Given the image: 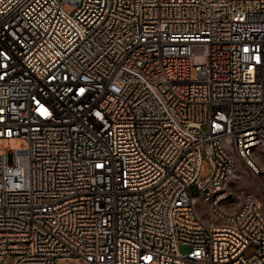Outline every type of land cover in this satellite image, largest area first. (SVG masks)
Wrapping results in <instances>:
<instances>
[{
	"label": "built area",
	"instance_id": "built-area-1",
	"mask_svg": "<svg viewBox=\"0 0 264 264\" xmlns=\"http://www.w3.org/2000/svg\"><path fill=\"white\" fill-rule=\"evenodd\" d=\"M17 137L0 264H264V0H0Z\"/></svg>",
	"mask_w": 264,
	"mask_h": 264
},
{
	"label": "rangeland",
	"instance_id": "rangeland-1",
	"mask_svg": "<svg viewBox=\"0 0 264 264\" xmlns=\"http://www.w3.org/2000/svg\"><path fill=\"white\" fill-rule=\"evenodd\" d=\"M192 76H196L195 71H192ZM0 144L2 148L5 149L6 151L12 152V151L20 149L22 146L27 145V142L26 140L17 137V138H12L9 140H2ZM261 163H262V166H264V159L261 160ZM205 166H206L205 171L201 173L202 179L209 177L212 173L211 165L208 161L205 162ZM262 178L264 180V177ZM242 187L247 188L249 191L257 192V183L252 178L246 177L243 181ZM191 192L194 196H197L200 194V191L196 185L192 186ZM2 264H6V262L3 261Z\"/></svg>",
	"mask_w": 264,
	"mask_h": 264
},
{
	"label": "bare ground",
	"instance_id": "bare-ground-1",
	"mask_svg": "<svg viewBox=\"0 0 264 264\" xmlns=\"http://www.w3.org/2000/svg\"><path fill=\"white\" fill-rule=\"evenodd\" d=\"M263 168H264V166H263Z\"/></svg>",
	"mask_w": 264,
	"mask_h": 264
}]
</instances>
